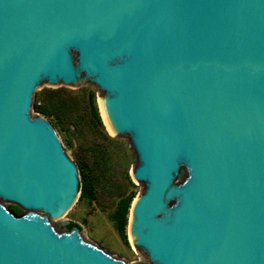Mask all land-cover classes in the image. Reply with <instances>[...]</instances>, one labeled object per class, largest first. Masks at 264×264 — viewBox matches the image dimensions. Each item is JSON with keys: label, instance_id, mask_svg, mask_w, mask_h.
Returning <instances> with one entry per match:
<instances>
[{"label": "water", "instance_id": "obj_1", "mask_svg": "<svg viewBox=\"0 0 264 264\" xmlns=\"http://www.w3.org/2000/svg\"><path fill=\"white\" fill-rule=\"evenodd\" d=\"M59 83L129 139L150 264H264V0H0V264H125L60 220L78 169L29 117Z\"/></svg>", "mask_w": 264, "mask_h": 264}, {"label": "rangeland", "instance_id": "obj_2", "mask_svg": "<svg viewBox=\"0 0 264 264\" xmlns=\"http://www.w3.org/2000/svg\"><path fill=\"white\" fill-rule=\"evenodd\" d=\"M46 90H60V96H56L54 105L66 106L64 108L67 113L59 122L38 114L34 109L37 98ZM89 92L94 93L95 105L102 125H97L89 113L87 105ZM29 117L48 121L60 140L65 154L77 169L81 166L85 170L96 189L94 201H79L78 198L60 220H68L70 225L77 226L89 243L105 254L122 260L125 264H150L131 244L128 236L127 243L120 240L111 220L117 201L131 193L134 194V200L142 194L144 186L137 184L131 176L136 161L129 139L110 134L102 121L99 90L92 84H82L77 87L65 86L61 83L55 86L39 85L32 97ZM184 177L185 172L181 169L176 177V183L180 184ZM0 203L6 209L14 206L4 201ZM18 209L22 216L24 211ZM55 224L60 225L59 220H56Z\"/></svg>", "mask_w": 264, "mask_h": 264}, {"label": "trees", "instance_id": "obj_3", "mask_svg": "<svg viewBox=\"0 0 264 264\" xmlns=\"http://www.w3.org/2000/svg\"><path fill=\"white\" fill-rule=\"evenodd\" d=\"M59 92L60 90H46L45 93L37 98V101L34 105L35 111L48 119H56L59 122L67 113V110L64 108L66 106L61 105V107H59L54 105L56 101L55 99H57L56 96H60ZM87 105L91 118L96 122L97 125H102L98 109L95 105L93 92H89L88 94ZM78 173L80 178L79 201H94L96 197V189L94 188L92 181L81 166H78ZM133 198V193L121 197L117 201L115 209L111 215V220L116 229L117 235L123 243H127L126 227L129 209ZM8 209L15 216H20V211L17 207L9 206Z\"/></svg>", "mask_w": 264, "mask_h": 264}, {"label": "bare ground", "instance_id": "obj_4", "mask_svg": "<svg viewBox=\"0 0 264 264\" xmlns=\"http://www.w3.org/2000/svg\"><path fill=\"white\" fill-rule=\"evenodd\" d=\"M100 115L102 117V121L105 124L108 132L113 135V133L110 131V129L108 128V126H107V124H106V122L104 120V117H103V114H102V110H101V105H100ZM135 202H136V199H134L133 202H132V207L130 209V213L128 214V221H127V227H126L127 236H128L129 241L131 242V244H132V241H131V237H130V217H131V211H132V208L134 207Z\"/></svg>", "mask_w": 264, "mask_h": 264}]
</instances>
